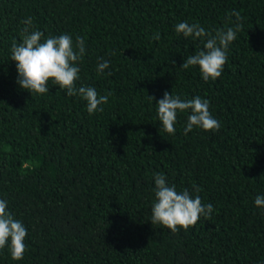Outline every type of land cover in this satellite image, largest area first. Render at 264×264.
<instances>
[{
  "label": "trees",
  "instance_id": "obj_1",
  "mask_svg": "<svg viewBox=\"0 0 264 264\" xmlns=\"http://www.w3.org/2000/svg\"><path fill=\"white\" fill-rule=\"evenodd\" d=\"M233 12L243 27L222 75L206 82L198 66L183 69L205 41L176 25L215 35L234 27ZM28 18L45 37L84 40L77 88L108 95L102 112L51 81L48 94L20 88L10 49ZM165 92L208 100L219 131L185 134L190 112L178 113L175 134L163 131L155 104ZM155 174L211 203V219L176 233L151 223ZM258 195L264 0H0V199L28 233L23 259L6 248L0 264H264Z\"/></svg>",
  "mask_w": 264,
  "mask_h": 264
},
{
  "label": "clouds",
  "instance_id": "obj_2",
  "mask_svg": "<svg viewBox=\"0 0 264 264\" xmlns=\"http://www.w3.org/2000/svg\"><path fill=\"white\" fill-rule=\"evenodd\" d=\"M235 17L234 27L217 30L215 35L206 32L198 23L189 24L187 21L176 25V32L184 37L200 39L204 42V49L190 55L182 64L183 69L198 66L204 81H215L222 75L227 63L229 45L236 39V34L242 29V17L238 12L230 14ZM231 22V21H230ZM21 31L22 42L12 44L11 60L15 62L18 80L22 90L33 94H48V84L51 81L60 90H66L68 96L78 95L87 102V112L91 115L104 109L101 105L108 103V95H99L91 86L77 88L80 79L79 61L85 54L84 40L76 37L75 42L70 34L45 37L40 30L34 29L31 18L23 21ZM160 39L159 33L153 37ZM109 68V62L98 64L97 72L103 73ZM108 75H111L109 72ZM151 101L155 97L148 96ZM158 119L163 131L175 134L178 113L190 112L184 133L193 128H200L205 132H216L220 129V122L215 119L209 108V101L196 96L183 100L178 95L165 92L163 98L156 104ZM154 195L151 210V223L159 224L171 230L172 233L195 226L203 217L211 219L213 205L204 204L199 195L193 197L187 189L177 191L175 186H169L163 174L154 175ZM199 192V189H196ZM255 205L264 208V196L255 198ZM8 209V202L0 199V250L8 249L13 260L23 259L26 252L25 240L28 235L23 222L15 218Z\"/></svg>",
  "mask_w": 264,
  "mask_h": 264
}]
</instances>
